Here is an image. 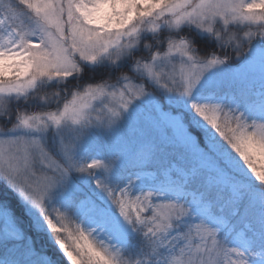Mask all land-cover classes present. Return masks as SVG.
I'll list each match as a JSON object with an SVG mask.
<instances>
[{
  "label": "snow or ice",
  "instance_id": "1",
  "mask_svg": "<svg viewBox=\"0 0 264 264\" xmlns=\"http://www.w3.org/2000/svg\"><path fill=\"white\" fill-rule=\"evenodd\" d=\"M0 264H264V0H0Z\"/></svg>",
  "mask_w": 264,
  "mask_h": 264
},
{
  "label": "rangeland",
  "instance_id": "2",
  "mask_svg": "<svg viewBox=\"0 0 264 264\" xmlns=\"http://www.w3.org/2000/svg\"><path fill=\"white\" fill-rule=\"evenodd\" d=\"M1 195H2V193H1Z\"/></svg>",
  "mask_w": 264,
  "mask_h": 264
},
{
  "label": "trees",
  "instance_id": "3",
  "mask_svg": "<svg viewBox=\"0 0 264 264\" xmlns=\"http://www.w3.org/2000/svg\"><path fill=\"white\" fill-rule=\"evenodd\" d=\"M0 195H1V193H0Z\"/></svg>",
  "mask_w": 264,
  "mask_h": 264
}]
</instances>
